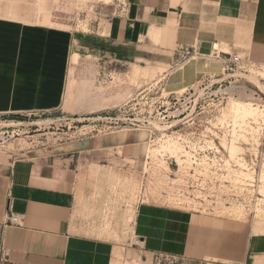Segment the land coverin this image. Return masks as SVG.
<instances>
[{
    "label": "rangeland",
    "instance_id": "obj_1",
    "mask_svg": "<svg viewBox=\"0 0 264 264\" xmlns=\"http://www.w3.org/2000/svg\"><path fill=\"white\" fill-rule=\"evenodd\" d=\"M123 2L0 0V17L61 28L88 44L96 27L103 28ZM243 67L232 70L222 55L201 56L187 49L168 62H117L74 50L63 108L22 118L0 116V157L7 160L11 151L31 145L142 133L141 154L107 148L92 158L87 192L78 197L84 225L96 228L101 237L124 241L132 238L137 205L153 202L250 225L255 237L264 238V67ZM204 80L215 83L205 88ZM194 89L197 94L190 99ZM201 114L221 120L217 145L222 153L207 152L210 164L191 166L190 153L175 138L178 132H172L181 124L169 128L167 119ZM151 130H159L155 140ZM133 254L131 264H238L196 262L166 253L149 261L140 250ZM0 264H5L1 246ZM253 264H264V249L253 253Z\"/></svg>",
    "mask_w": 264,
    "mask_h": 264
},
{
    "label": "crops",
    "instance_id": "obj_2",
    "mask_svg": "<svg viewBox=\"0 0 264 264\" xmlns=\"http://www.w3.org/2000/svg\"><path fill=\"white\" fill-rule=\"evenodd\" d=\"M121 5L103 28L96 27L88 44L61 28L0 17V116L63 108L74 50L117 62H168L187 49L264 64V0H124ZM141 138L142 133L92 136L26 146L11 151L7 160L0 157L5 264H131V254L139 250L149 261L166 253L196 262L253 264V253L264 249L253 226L177 206L141 202L132 238L124 241L84 225L78 197L87 192V170L97 152L116 148L141 154ZM11 213L23 216L20 224L7 223Z\"/></svg>",
    "mask_w": 264,
    "mask_h": 264
},
{
    "label": "built area",
    "instance_id": "obj_3",
    "mask_svg": "<svg viewBox=\"0 0 264 264\" xmlns=\"http://www.w3.org/2000/svg\"><path fill=\"white\" fill-rule=\"evenodd\" d=\"M226 58L228 61V65L232 70H235L239 67L241 68L242 66H245L242 69L246 70L248 67H251L253 65L264 67V64L244 61L237 54L230 55ZM210 82V80H204L203 82H201V85H205V88H207L208 85L215 83L214 81L211 83ZM196 94L197 90L194 89L190 92L189 98H195ZM163 119H165V117ZM167 120H169V123H167L169 128H173L181 124L180 129L173 130L172 132H178L175 138L177 139L178 143L183 146L184 150L190 153L191 166H202V164L203 166H205L204 162L210 164V162H208L210 161V156L209 154H207V152H213L218 155L222 153L221 148L217 145V140L219 136L223 134V124L221 120L218 119V117L206 114L181 115V118H178L177 120H170V118ZM168 130L170 129H166L164 132ZM156 131L157 130H151V140H155V138L157 137L159 130L157 132ZM217 158H219L220 160L223 159V157ZM217 161L219 162L218 159ZM22 218L23 216L19 214L11 213L7 218V223L20 224Z\"/></svg>",
    "mask_w": 264,
    "mask_h": 264
},
{
    "label": "bare ground",
    "instance_id": "obj_4",
    "mask_svg": "<svg viewBox=\"0 0 264 264\" xmlns=\"http://www.w3.org/2000/svg\"><path fill=\"white\" fill-rule=\"evenodd\" d=\"M216 47V46H215ZM74 57L76 58V54L74 55Z\"/></svg>",
    "mask_w": 264,
    "mask_h": 264
}]
</instances>
